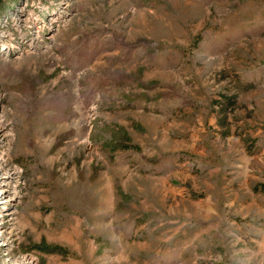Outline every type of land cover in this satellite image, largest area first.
<instances>
[{
    "label": "rangeland",
    "instance_id": "1",
    "mask_svg": "<svg viewBox=\"0 0 264 264\" xmlns=\"http://www.w3.org/2000/svg\"><path fill=\"white\" fill-rule=\"evenodd\" d=\"M13 17L0 264H264V0H19Z\"/></svg>",
    "mask_w": 264,
    "mask_h": 264
},
{
    "label": "built area",
    "instance_id": "2",
    "mask_svg": "<svg viewBox=\"0 0 264 264\" xmlns=\"http://www.w3.org/2000/svg\"><path fill=\"white\" fill-rule=\"evenodd\" d=\"M6 14L0 20V24L3 27V29L0 31V52H4L7 54L11 50H14V48H17V46L14 43L15 42L14 40H17L16 37H17V30L19 28L18 26L20 25V19L19 18L17 19L15 17H13L12 19L6 18ZM26 38H28V37H24L20 41L25 40ZM30 39L32 41V37H30ZM5 142H4V144H5ZM3 145L0 147V149H3ZM12 170H13V168L10 170V169L6 168L5 166H2V164L0 163V186H2L3 188H10L11 187V179H12L11 172H12ZM18 174H19V172H18ZM17 179H18V175L16 178V182H18ZM16 185H17V183H16ZM15 189H16V186H15ZM16 201H17V199H16ZM4 205H6V206L3 207ZM6 207H7V204H5V202H0V209H5ZM11 214H12V212H11ZM2 221H4V220H2ZM2 221H0V222H2Z\"/></svg>",
    "mask_w": 264,
    "mask_h": 264
},
{
    "label": "trees",
    "instance_id": "3",
    "mask_svg": "<svg viewBox=\"0 0 264 264\" xmlns=\"http://www.w3.org/2000/svg\"><path fill=\"white\" fill-rule=\"evenodd\" d=\"M19 2V0H0V14H2L4 12V10L7 8L5 14L8 12V10H10L13 6H15L17 3L12 4L13 6H11L9 8V3L10 2ZM3 14L0 17L1 18L5 15ZM35 249L46 252V253H60V254H64L65 250L62 246L56 245V244H47L45 242H40L38 244H34L33 246Z\"/></svg>",
    "mask_w": 264,
    "mask_h": 264
},
{
    "label": "bare ground",
    "instance_id": "4",
    "mask_svg": "<svg viewBox=\"0 0 264 264\" xmlns=\"http://www.w3.org/2000/svg\"><path fill=\"white\" fill-rule=\"evenodd\" d=\"M6 137H7L6 132L4 131L3 126L0 124V143H2L3 139ZM1 196L5 197L4 202H9V203H11L10 201L15 197L14 192L11 189L6 190V188H3L2 186L0 187V197Z\"/></svg>",
    "mask_w": 264,
    "mask_h": 264
},
{
    "label": "crops",
    "instance_id": "5",
    "mask_svg": "<svg viewBox=\"0 0 264 264\" xmlns=\"http://www.w3.org/2000/svg\"><path fill=\"white\" fill-rule=\"evenodd\" d=\"M45 242V243H47L44 239L43 240H40L39 242H37L36 244H38V243H40V242ZM48 244V243H47ZM53 244H56V245H59V244H57V243H53ZM59 246H61V245H59Z\"/></svg>",
    "mask_w": 264,
    "mask_h": 264
}]
</instances>
